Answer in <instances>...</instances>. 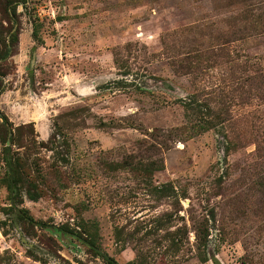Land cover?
<instances>
[{"label": "rangeland", "instance_id": "1", "mask_svg": "<svg viewBox=\"0 0 264 264\" xmlns=\"http://www.w3.org/2000/svg\"><path fill=\"white\" fill-rule=\"evenodd\" d=\"M241 13L0 0V264H106L90 237L119 264H264V29Z\"/></svg>", "mask_w": 264, "mask_h": 264}, {"label": "trees", "instance_id": "2", "mask_svg": "<svg viewBox=\"0 0 264 264\" xmlns=\"http://www.w3.org/2000/svg\"><path fill=\"white\" fill-rule=\"evenodd\" d=\"M230 3L232 5H236V6H239L242 8V13L240 15L242 22H244L246 24L249 23L250 27L260 26L264 29V0H230ZM245 29H246V26L244 27V30ZM33 36L36 39L37 38V32H34ZM12 37L14 39H16L15 38L16 36L14 34L12 35ZM227 43H229V40H227L225 42V44H227ZM9 58H10L9 52H5V53L1 54V56H0V60H3V61H7ZM4 76H5V74L0 73V96L3 93L1 77L3 78ZM184 107L186 109H190L192 111L194 110L193 104L184 105ZM198 107H200L202 110L205 108L204 111H206V112L209 111L207 113L213 114V113H210V112H213V109L208 105L202 106V105L198 104ZM202 110L199 111V113L202 115H205L204 111H202ZM213 115L222 123L223 117L221 118L219 115H215V114H213ZM30 125H32V124H30ZM211 127H212V124L209 121H206V120L203 122L199 121V124L197 125V128H198L197 133L206 132V131L210 130ZM156 170H158V169H157L156 164L154 162H150L148 165L144 166V171L151 178L153 177ZM8 171L11 175V172L9 169H8ZM9 187L11 189V182L9 184ZM162 189H165V191L168 192L170 189L172 190V186L171 185L170 186L164 185L163 187L158 188V190H162ZM36 199H37V197L32 196V200L35 201ZM30 221L36 225H40V226L45 225L43 222H35L34 220H30ZM59 230L64 234H70V235L75 236L74 232H72V230L70 228H67L65 226L61 227ZM199 239H201V238L199 237ZM85 241H86L85 243L95 253L101 255V257L105 260L106 264H119L114 258H111L107 254H101L99 252V249L97 247V242L93 237H90L88 240H85ZM148 259L149 258H147V256L143 252H140L137 255L136 259L132 262H129L128 264H151ZM201 259L203 261H206V257H204V256H202Z\"/></svg>", "mask_w": 264, "mask_h": 264}, {"label": "water", "instance_id": "3", "mask_svg": "<svg viewBox=\"0 0 264 264\" xmlns=\"http://www.w3.org/2000/svg\"><path fill=\"white\" fill-rule=\"evenodd\" d=\"M214 263H215V264H221L216 258H215V260H214Z\"/></svg>", "mask_w": 264, "mask_h": 264}, {"label": "crops", "instance_id": "4", "mask_svg": "<svg viewBox=\"0 0 264 264\" xmlns=\"http://www.w3.org/2000/svg\"><path fill=\"white\" fill-rule=\"evenodd\" d=\"M14 121H16L14 118H12ZM29 123H34V120H28Z\"/></svg>", "mask_w": 264, "mask_h": 264}, {"label": "flooded vegetation", "instance_id": "5", "mask_svg": "<svg viewBox=\"0 0 264 264\" xmlns=\"http://www.w3.org/2000/svg\"><path fill=\"white\" fill-rule=\"evenodd\" d=\"M30 124H33V123H30Z\"/></svg>", "mask_w": 264, "mask_h": 264}]
</instances>
